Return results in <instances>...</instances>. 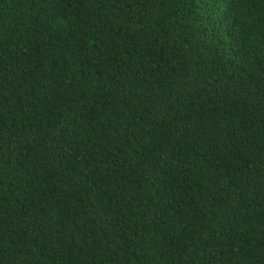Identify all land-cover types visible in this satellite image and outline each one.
I'll use <instances>...</instances> for the list:
<instances>
[{
    "label": "trees",
    "instance_id": "16d2710c",
    "mask_svg": "<svg viewBox=\"0 0 264 264\" xmlns=\"http://www.w3.org/2000/svg\"><path fill=\"white\" fill-rule=\"evenodd\" d=\"M0 264H264V0H0Z\"/></svg>",
    "mask_w": 264,
    "mask_h": 264
}]
</instances>
